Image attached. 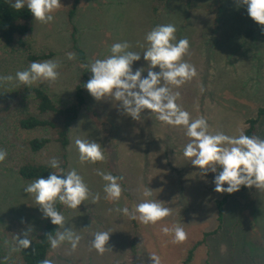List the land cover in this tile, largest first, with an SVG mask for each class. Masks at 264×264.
<instances>
[{
	"label": "rangeland",
	"instance_id": "rangeland-1",
	"mask_svg": "<svg viewBox=\"0 0 264 264\" xmlns=\"http://www.w3.org/2000/svg\"><path fill=\"white\" fill-rule=\"evenodd\" d=\"M153 1L62 0L52 14V22L33 18V52L53 53L48 60L59 64V77L32 85L45 89L55 102L68 105L74 100L77 86L84 83L91 62L110 56L114 43L127 41L129 50L142 56L134 68H147L142 54L148 47L146 34L157 25L173 24L177 40L189 41L183 60L195 66L197 73L179 87L166 85L173 93L179 92L177 104L191 119H206L212 134L223 132L235 137L244 133L246 122L264 108V26L251 19L247 7L239 6L237 0H193L191 8L184 0H169L158 15L153 14ZM75 2L70 22L68 12ZM77 49L84 52V58ZM69 52L75 54V59L67 58ZM25 60L23 52L0 41V76L14 78L0 84V102L14 98L19 90L22 83L15 76L28 68ZM84 91L86 105L69 128L67 172H78L89 188V196L77 209L61 203L65 222L60 230L71 228L81 240L75 250L65 241L51 250L49 259L53 264H132L129 242L138 230V264H153L150 254L157 255L161 264H182L189 249L206 232L218 227L216 201L228 194L214 190L218 173H205L191 164L192 158L184 156V148L191 141L184 126L163 122L151 110L142 112L138 121L133 120L114 107L118 102L108 98L97 101L86 88ZM28 106L31 111L35 109L32 102ZM17 135L25 141L49 137L50 133L20 130ZM257 137L264 139V119ZM78 138L101 143L105 159L81 162L75 144ZM0 149L14 148L7 138L0 143ZM61 150L59 144L51 142L34 157L45 164L56 157L61 163ZM2 164L0 264H16L15 236L31 226L29 237H35L45 217L34 195L24 192L30 183L5 170ZM112 169L122 177L118 201L106 198L105 181L97 174L98 170L110 173ZM124 188L133 200L125 196ZM149 189L152 196L145 198L143 193ZM97 194L100 198L95 201ZM145 199L163 203L171 214L156 224H143L117 211L127 207L131 213ZM176 225L186 232L181 242H174L173 233L162 231L165 226ZM103 231L111 235L108 248L100 253L91 241ZM192 264H264V188L252 187L234 194L226 207L223 228L198 248Z\"/></svg>",
	"mask_w": 264,
	"mask_h": 264
},
{
	"label": "clouds",
	"instance_id": "clouds-1",
	"mask_svg": "<svg viewBox=\"0 0 264 264\" xmlns=\"http://www.w3.org/2000/svg\"><path fill=\"white\" fill-rule=\"evenodd\" d=\"M10 3L16 10L26 7L35 20L48 23L54 20L52 14L60 7L61 0H10ZM237 3L239 6H246L250 18L264 26V0H237ZM176 31L175 25L164 24L157 25L146 34L148 47L142 54L147 68H134V64L142 56L141 53L130 51L131 45L127 41L114 43L110 56L91 62L89 72L92 75L84 88L97 101L108 98L107 100L118 102L114 107L133 120L138 121L142 112L151 110L158 113V119L163 122L184 126L191 141L186 144L183 154L192 158L191 164L205 173L209 170L218 173L214 177L216 192L233 194L240 191L242 186L264 188V139L243 133L235 137L223 132L210 133L207 120L202 117L191 119L190 114L177 104L179 92L173 93L166 86L179 87L197 74L195 66L183 60L189 51V41L187 38L177 40ZM67 58L75 59V54L69 52ZM157 67L159 71H155ZM58 68L59 64L53 60L34 61L27 69L18 71L15 79L29 86L37 81H55L59 77ZM13 79L12 76H0V84ZM75 144L81 162L95 163L105 159L101 143L78 138ZM6 157L7 152L0 149V162ZM49 163L51 168L59 169L61 174L51 172L47 178L41 176L28 184L24 192L34 195L42 215L50 218L52 224L64 226L65 218L54 206L56 201L77 209L88 198L89 188L75 169L64 174L58 158H51ZM97 174L105 181L103 190L106 198L118 201L122 194V177L99 170ZM143 196L151 197L152 190H145ZM99 198L97 194L95 201ZM117 211L130 215L143 224H156L171 214L169 207L151 199L137 204L131 213L127 207ZM31 230L30 226L24 231L23 238L17 235L18 248L14 250L31 246ZM162 231L165 234L173 233L174 242H181L186 238L184 228L179 225L173 228L165 226ZM110 235L108 231L97 232L91 241L92 247L103 253L108 248ZM47 240L52 249L67 241L75 250L81 237L71 228L65 227L64 231H57L55 235L48 234ZM150 258L153 264H161L157 255L150 254ZM41 264H53V261L45 258Z\"/></svg>",
	"mask_w": 264,
	"mask_h": 264
},
{
	"label": "trees",
	"instance_id": "trees-1",
	"mask_svg": "<svg viewBox=\"0 0 264 264\" xmlns=\"http://www.w3.org/2000/svg\"><path fill=\"white\" fill-rule=\"evenodd\" d=\"M184 1L188 8H191L194 2L193 0ZM168 2L169 0H154L153 14L158 15ZM75 11L76 2L68 12L70 22ZM33 18L34 16L26 7L22 10H16L11 6L10 0H0V41L6 47L16 48L23 52L28 66L34 61H45L53 56V53L37 54L33 52L31 42L34 33ZM72 38L73 44L76 46L77 39L74 34ZM77 51L82 58L85 57L82 50L77 49ZM89 71L90 69L84 76V83L77 86L73 102L68 105L55 102L51 95L41 87L25 84L20 85L14 98L0 102V143L5 142L8 138L10 147L14 148L13 150H5L7 157L0 162L3 163L2 166L5 170L15 173L25 183H31L41 176L47 178L51 172L61 174L59 169H53L50 164L41 163L34 157L51 142H55L62 148L60 168L63 169L64 174L67 173L68 156L66 149L71 143L69 128L78 119L81 110L86 105L84 84L91 78L92 74ZM29 102L34 104L35 109L33 111L29 110ZM263 119L264 108H260L257 117L246 122L243 134L257 137ZM12 126L16 127L13 129ZM20 130H44L50 133V136L21 141L17 135ZM110 173L116 176L113 169ZM248 189L249 187L242 186L241 190L235 193L246 192ZM235 193L227 194L216 201L218 227L213 231L206 232L203 239L189 249L182 264H192L198 248L205 244L208 239L215 237L223 228L226 207ZM124 194L129 200H133L127 188H124ZM54 206L62 214L61 203L56 202ZM61 228L62 226L52 224L50 218H45L41 232L35 237H29L32 240L31 246L27 249L19 248L17 250L18 260L16 264H41L43 259H49L52 248L47 240V235L50 233L55 235ZM17 235L23 238V232ZM17 235L13 240L15 248H18ZM129 249L130 257L133 258L132 264H138L140 252L138 230L135 231L129 242Z\"/></svg>",
	"mask_w": 264,
	"mask_h": 264
}]
</instances>
